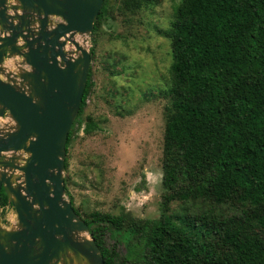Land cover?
<instances>
[{
    "label": "trees",
    "instance_id": "16d2710c",
    "mask_svg": "<svg viewBox=\"0 0 264 264\" xmlns=\"http://www.w3.org/2000/svg\"><path fill=\"white\" fill-rule=\"evenodd\" d=\"M158 3L103 0L91 61L109 20L130 27ZM158 32L171 58L162 91L159 216H82L70 199L72 208L104 264H264V0H179L169 27ZM93 86L90 64L66 153L82 125L85 136L98 130L91 116L81 118Z\"/></svg>",
    "mask_w": 264,
    "mask_h": 264
},
{
    "label": "water",
    "instance_id": "95a60500",
    "mask_svg": "<svg viewBox=\"0 0 264 264\" xmlns=\"http://www.w3.org/2000/svg\"><path fill=\"white\" fill-rule=\"evenodd\" d=\"M102 4L0 0V192L16 222L0 226V264H104L64 192L91 64L76 37L91 34Z\"/></svg>",
    "mask_w": 264,
    "mask_h": 264
},
{
    "label": "rangeland",
    "instance_id": "374dc122",
    "mask_svg": "<svg viewBox=\"0 0 264 264\" xmlns=\"http://www.w3.org/2000/svg\"><path fill=\"white\" fill-rule=\"evenodd\" d=\"M178 2L159 0L151 14L142 11L132 26L116 19L102 29L91 61L94 86L81 117L91 116L98 130L85 136L82 125L65 156V199L82 216L94 211L159 216L163 109L168 103L162 91L171 58L168 39L158 31L169 27ZM76 40L90 51L91 34ZM67 49L73 50L71 45ZM15 223L13 211H0V226Z\"/></svg>",
    "mask_w": 264,
    "mask_h": 264
},
{
    "label": "flooded vegetation",
    "instance_id": "af4514ba",
    "mask_svg": "<svg viewBox=\"0 0 264 264\" xmlns=\"http://www.w3.org/2000/svg\"><path fill=\"white\" fill-rule=\"evenodd\" d=\"M7 209H10L11 211H13L12 208H6L5 210H7ZM0 211H1V210H0Z\"/></svg>",
    "mask_w": 264,
    "mask_h": 264
},
{
    "label": "crops",
    "instance_id": "0c3cea01",
    "mask_svg": "<svg viewBox=\"0 0 264 264\" xmlns=\"http://www.w3.org/2000/svg\"><path fill=\"white\" fill-rule=\"evenodd\" d=\"M2 121V120H1Z\"/></svg>",
    "mask_w": 264,
    "mask_h": 264
}]
</instances>
